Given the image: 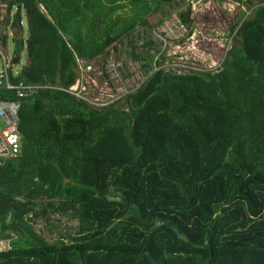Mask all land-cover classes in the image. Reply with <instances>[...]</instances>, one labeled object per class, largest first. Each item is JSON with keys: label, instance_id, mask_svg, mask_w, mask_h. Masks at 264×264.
<instances>
[{"label": "trees", "instance_id": "trees-1", "mask_svg": "<svg viewBox=\"0 0 264 264\" xmlns=\"http://www.w3.org/2000/svg\"><path fill=\"white\" fill-rule=\"evenodd\" d=\"M1 1L13 56L27 55L8 79L37 87L0 85L21 138L0 157V264H264V0H235L251 14L204 72L154 62L145 16L178 0H128L115 18L120 0ZM178 18L190 26L189 3ZM111 52L139 62V87L100 107L66 90L77 58ZM53 215L74 232L35 228Z\"/></svg>", "mask_w": 264, "mask_h": 264}, {"label": "rangeland", "instance_id": "rangeland-1", "mask_svg": "<svg viewBox=\"0 0 264 264\" xmlns=\"http://www.w3.org/2000/svg\"><path fill=\"white\" fill-rule=\"evenodd\" d=\"M177 1V0H176ZM178 1L180 3H178ZM163 7L155 13L145 16L151 26L147 30L152 41L151 53L154 62L162 60L157 67L169 69L176 72L197 71L204 72L214 70L222 61L226 50L231 44L229 28L237 22L245 5H239L235 0H178ZM258 0H253L257 2ZM103 2L111 4L109 0ZM126 3L125 7L117 9L113 17L119 13L127 12L129 9L128 0H120L117 3ZM190 4V26L184 25V30H178L173 22L177 20L178 14ZM251 10L246 9L245 15H250ZM22 38H26L28 31L26 18L22 12ZM104 35V25H101V36ZM11 31L7 33L6 53L8 65L13 71H17L27 61L25 46L20 50L18 63L13 64V43ZM67 39L70 36L66 37ZM117 53V52H116ZM115 53V54H116ZM118 54V53H117ZM156 60V61H155ZM106 61V60H105ZM95 67L101 63L93 62ZM0 66L2 61L0 59ZM77 222L66 217L51 216L49 220L37 219L34 226L47 237L57 235H70L74 232ZM7 247L5 241H0V249Z\"/></svg>", "mask_w": 264, "mask_h": 264}, {"label": "built area", "instance_id": "built-area-1", "mask_svg": "<svg viewBox=\"0 0 264 264\" xmlns=\"http://www.w3.org/2000/svg\"><path fill=\"white\" fill-rule=\"evenodd\" d=\"M6 3L0 0V85L15 88L19 97L32 92L36 85H12L8 79V57L2 36L7 32L3 23ZM178 30H184V24L177 18L173 22ZM7 43V42H6ZM78 78L66 89L93 106H105L116 99L133 92L146 79L139 62L125 57V53L117 56L110 53L103 66L95 67L93 62L77 58ZM19 102L0 101V157L17 156L21 148V138L17 130V112Z\"/></svg>", "mask_w": 264, "mask_h": 264}, {"label": "water", "instance_id": "water-1", "mask_svg": "<svg viewBox=\"0 0 264 264\" xmlns=\"http://www.w3.org/2000/svg\"><path fill=\"white\" fill-rule=\"evenodd\" d=\"M99 22H100V20L98 19V21H97V23H96V29H97V30L99 29ZM19 54H20V53L17 52V53L12 57L11 62H12L13 64L18 63V60H19ZM60 67H61V62L58 61V66H57L56 76H55V80H56L57 83L60 82Z\"/></svg>", "mask_w": 264, "mask_h": 264}]
</instances>
